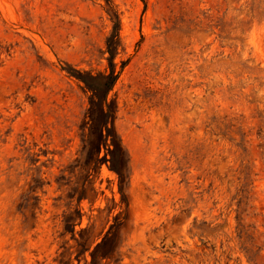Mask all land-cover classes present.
Masks as SVG:
<instances>
[{
  "label": "rangeland",
  "instance_id": "rangeland-1",
  "mask_svg": "<svg viewBox=\"0 0 264 264\" xmlns=\"http://www.w3.org/2000/svg\"><path fill=\"white\" fill-rule=\"evenodd\" d=\"M111 1L122 182L104 1L0 0V264H264V0Z\"/></svg>",
  "mask_w": 264,
  "mask_h": 264
},
{
  "label": "trees",
  "instance_id": "trees-1",
  "mask_svg": "<svg viewBox=\"0 0 264 264\" xmlns=\"http://www.w3.org/2000/svg\"><path fill=\"white\" fill-rule=\"evenodd\" d=\"M105 3L104 10L112 23V29L110 35L106 40V52L109 54V68L106 73L102 74H93L89 71H81L73 68L69 64H64L62 70L66 72V74L75 79L79 84H81L84 90L90 95L89 98V109L90 110H98L100 112V123L104 124V130L100 128L99 139L110 141L112 147L110 151V162H111V170L117 174L119 179L122 175L119 170L120 164V154L122 151L121 142L114 130L113 127V119H114V105L113 101L109 100L108 95L112 91L118 76L119 72L115 71V66L113 64V58L119 46V30H120V18L119 13L116 10L114 4L111 0H103ZM101 143V142H100ZM101 145V144H100ZM100 145L96 147L99 149ZM98 162L97 159L94 158V164ZM121 182L119 186V193L121 196L122 203L127 207L128 204L126 202L125 194L122 192ZM78 201H82L85 199L83 196H78ZM78 219L81 220V215L78 214ZM85 229H82L81 232H84ZM103 236L101 241L96 243L92 250L90 251V262L89 264H102L104 261H109L111 259V252H106V246L108 249L109 242H111L110 231ZM110 238V239H109Z\"/></svg>",
  "mask_w": 264,
  "mask_h": 264
}]
</instances>
